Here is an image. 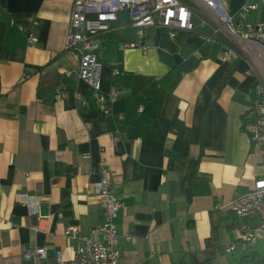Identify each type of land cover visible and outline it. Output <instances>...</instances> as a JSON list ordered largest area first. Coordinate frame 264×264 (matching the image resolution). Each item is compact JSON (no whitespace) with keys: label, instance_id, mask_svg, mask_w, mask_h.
Listing matches in <instances>:
<instances>
[{"label":"crops","instance_id":"0c3cea01","mask_svg":"<svg viewBox=\"0 0 264 264\" xmlns=\"http://www.w3.org/2000/svg\"><path fill=\"white\" fill-rule=\"evenodd\" d=\"M226 2L234 22L264 23V0ZM72 4L0 0V264H22V245L72 257L102 221L85 188L103 176L121 201L119 264H231L230 201L263 174L250 129L264 39L218 42L194 6L193 31L149 26L138 40L122 11L100 38L95 89L79 78L81 50L65 48ZM183 62L194 67L172 91L145 98L111 83L113 67L154 79ZM19 193L38 197L37 215Z\"/></svg>","mask_w":264,"mask_h":264},{"label":"built area","instance_id":"2783aa9c","mask_svg":"<svg viewBox=\"0 0 264 264\" xmlns=\"http://www.w3.org/2000/svg\"><path fill=\"white\" fill-rule=\"evenodd\" d=\"M194 4L206 12V18L202 19V23H210L215 31L229 37L242 35L249 39H264V23L234 22V16L229 12L226 0H73L65 48L78 47L81 50L79 78L95 89L100 87L101 64L98 60L100 38L113 30V24L120 12L127 13L129 25L135 29L140 40L145 28L149 26L161 27L171 35L182 30L193 31L194 24L191 18L196 13ZM256 6V2L248 1L236 14L243 19L245 13ZM28 40L31 43L36 42L32 35L28 36ZM132 45L133 43H127L125 46ZM119 72L118 67H113L112 74ZM254 93L255 116L250 138L259 149L263 174L254 180L251 190L230 201L231 215L227 231L231 237L222 246L225 253L235 251L250 253L259 239L264 238V86L256 84ZM85 190L99 196L102 221L90 228L89 236L83 238L73 256L67 258L61 250L49 255L43 246L22 245V264H119V234L115 218L121 208V201L113 194L104 176L99 181L86 185ZM18 201L26 206L31 214H38V197L19 193ZM76 232L77 228L71 226L66 228L65 235L74 236Z\"/></svg>","mask_w":264,"mask_h":264},{"label":"trees","instance_id":"16d2710c","mask_svg":"<svg viewBox=\"0 0 264 264\" xmlns=\"http://www.w3.org/2000/svg\"><path fill=\"white\" fill-rule=\"evenodd\" d=\"M127 17V14H126ZM126 20V19H125ZM127 21V20H126ZM125 22V21H124ZM214 39L227 46H231L229 41L223 34L215 31ZM235 60V64H236ZM194 67V64L183 62L179 65L171 68L165 75L159 78H146L142 75L133 72L120 71L118 74H112L111 83L113 86L124 87L130 90L131 94H142L145 98H148L152 92L162 87L167 91H172L180 82L183 74ZM256 83H254L252 97L255 102L256 96L254 93ZM174 264H191L190 262L179 260ZM237 264H264V254H259L256 251L251 253H242Z\"/></svg>","mask_w":264,"mask_h":264},{"label":"rangeland","instance_id":"374dc122","mask_svg":"<svg viewBox=\"0 0 264 264\" xmlns=\"http://www.w3.org/2000/svg\"><path fill=\"white\" fill-rule=\"evenodd\" d=\"M196 5V4H194ZM196 8L197 5L195 6ZM205 15H206V12L204 11ZM197 16H200L199 14H197ZM202 19H204L205 17L203 16H200ZM157 19V17H156ZM254 249L259 253V254H264V238H260L259 239V242L258 244L254 247ZM233 256H235V259L234 260H231V264H237L238 260H239V256L241 255V252L240 251H235L232 253Z\"/></svg>","mask_w":264,"mask_h":264}]
</instances>
